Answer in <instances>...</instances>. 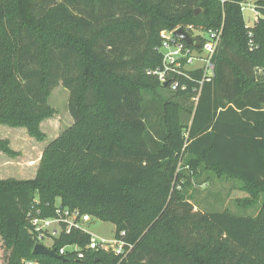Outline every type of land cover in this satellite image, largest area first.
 Returning <instances> with one entry per match:
<instances>
[{
  "label": "trees",
  "instance_id": "trees-1",
  "mask_svg": "<svg viewBox=\"0 0 264 264\" xmlns=\"http://www.w3.org/2000/svg\"><path fill=\"white\" fill-rule=\"evenodd\" d=\"M243 2L0 0V124L44 140L40 124L55 114L48 98L59 84L72 118L43 148L33 178L0 179L3 264H264V72H256L264 0L252 26ZM188 25L222 29L214 77L196 102L190 89L172 91L148 74L161 64L160 32ZM7 145L0 139V150ZM204 172L239 180L249 194L242 206L262 195L258 213L194 210L186 188ZM36 197L43 215L60 199L112 223L131 250L122 259L85 249L90 235L72 230L55 250L76 244L84 258L32 254L27 212Z\"/></svg>",
  "mask_w": 264,
  "mask_h": 264
},
{
  "label": "built area",
  "instance_id": "built-area-1",
  "mask_svg": "<svg viewBox=\"0 0 264 264\" xmlns=\"http://www.w3.org/2000/svg\"><path fill=\"white\" fill-rule=\"evenodd\" d=\"M243 4L244 2L241 3V9H243ZM251 10L254 12L253 22H255L260 14L255 5L251 7ZM178 28H183L188 33L192 44H187L174 36V31ZM221 36V28L202 30L193 25L161 31V44L158 48L161 53V64L156 69L149 70L148 74L155 75L161 84L168 85L172 91H188L190 89L194 96L192 100L196 102L202 85L211 82L214 77L213 57L220 45ZM194 72H200V77H194ZM188 82L193 84L191 88H189ZM42 213L43 209L39 206V199L36 197L27 212L30 229L36 238L34 245L40 243L60 257L67 252H73L77 258L82 259L85 249H102L121 256L123 259L132 248L131 244H126L115 237L113 240H105L90 235L89 243L85 249L79 248L76 244H67L60 247L57 252L54 247L57 239L62 235L70 234L72 230L86 232L85 225L90 223L92 217L82 214L78 209L63 207L60 203H55L52 215H43ZM19 264L45 263L38 259H23Z\"/></svg>",
  "mask_w": 264,
  "mask_h": 264
},
{
  "label": "rangeland",
  "instance_id": "rangeland-1",
  "mask_svg": "<svg viewBox=\"0 0 264 264\" xmlns=\"http://www.w3.org/2000/svg\"><path fill=\"white\" fill-rule=\"evenodd\" d=\"M255 2L256 0H245L243 4L242 16L247 26H252L254 24V12L251 10V7L255 5ZM256 72L258 75L262 74L263 68H258ZM48 102L54 108L55 114L43 120L40 124L41 132L45 135V139L42 141L31 136L25 127H11L6 124H0V139L7 141L9 149V152L0 150V177H5L0 179L15 178L9 176L13 171L10 172V168L1 163L3 159L13 162V165L8 166L14 167L15 169L27 165L28 161L34 162V164L38 162L39 168L42 146L54 139L62 130L72 123V118L67 108L68 90L65 87L61 84L54 87L48 98ZM190 102L186 104L187 109L190 108ZM153 117L155 116L153 115ZM184 119H188L187 112L184 115ZM206 175L207 174L204 172V174L197 179L193 177L190 185L186 188V197L194 206V210L220 211L227 209L239 216H254L258 213L263 200L262 195L254 201L255 203L252 206H242L247 205L244 200L249 197V194L241 189V182L239 180L232 178H217L213 177L212 174H210L209 179L206 180ZM55 203L59 204L60 199H57ZM85 231L96 238L113 240L115 227L110 222H103L96 218H92L90 223L85 225ZM4 254L5 249L0 236V264H3L2 260Z\"/></svg>",
  "mask_w": 264,
  "mask_h": 264
},
{
  "label": "crops",
  "instance_id": "crops-1",
  "mask_svg": "<svg viewBox=\"0 0 264 264\" xmlns=\"http://www.w3.org/2000/svg\"><path fill=\"white\" fill-rule=\"evenodd\" d=\"M44 147H45V145L42 146L40 154H42V150H43ZM1 163L5 164L4 166H7L8 168H10V172L13 171L11 175L9 174V176L10 177H15L17 179H30V178H33L35 176L36 172H37V169H38V164H37L38 162H36V164H34V162L28 161L27 165H23L22 167H19V169H15L14 167L8 166V165H13V162H10L9 160H4L3 159ZM0 178H5V177H0Z\"/></svg>",
  "mask_w": 264,
  "mask_h": 264
},
{
  "label": "water",
  "instance_id": "water-1",
  "mask_svg": "<svg viewBox=\"0 0 264 264\" xmlns=\"http://www.w3.org/2000/svg\"><path fill=\"white\" fill-rule=\"evenodd\" d=\"M174 36L185 41L187 44H192L191 37L188 35L187 32L184 31L183 28H178L177 30H175ZM32 254H34V255L44 254V255L60 258V256L56 255L53 250H48L44 245H42L40 243H37L34 245V247L32 249Z\"/></svg>",
  "mask_w": 264,
  "mask_h": 264
}]
</instances>
